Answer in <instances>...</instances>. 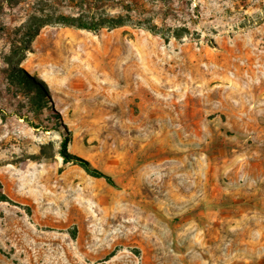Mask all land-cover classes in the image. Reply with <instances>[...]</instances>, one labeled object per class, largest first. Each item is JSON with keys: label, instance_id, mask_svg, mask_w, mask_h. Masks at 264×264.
I'll list each match as a JSON object with an SVG mask.
<instances>
[{"label": "rangeland", "instance_id": "obj_1", "mask_svg": "<svg viewBox=\"0 0 264 264\" xmlns=\"http://www.w3.org/2000/svg\"><path fill=\"white\" fill-rule=\"evenodd\" d=\"M39 7L132 17L42 27L41 107ZM0 183V264H264V0H0Z\"/></svg>", "mask_w": 264, "mask_h": 264}, {"label": "trees", "instance_id": "obj_2", "mask_svg": "<svg viewBox=\"0 0 264 264\" xmlns=\"http://www.w3.org/2000/svg\"><path fill=\"white\" fill-rule=\"evenodd\" d=\"M17 0H8V4L16 3ZM132 22V17L130 15L124 14H111L107 12H91L89 13H77L70 14L61 11L60 9L50 8H35L26 20V22L20 26V31L22 32V37L19 41H13L11 46V53L7 57V61L11 66V74L16 79L18 84L28 87L31 89H36L37 93V105L39 107L43 106L44 102V87L41 84H36L34 79L30 77L22 68L18 67L21 62L25 59L26 52L30 50V41L35 37L39 30L50 24H58L68 27H75L79 29H85L88 31H98L104 27H120ZM140 25H144L153 33H159V27L147 20L146 22H141ZM187 29H177L174 31V37L181 38ZM68 138H65L62 142V149L60 154L65 162L78 161L95 177H104L106 180L113 184V180L110 176L104 174L103 172L93 168L89 162L82 160L76 156H73L67 151ZM8 198L2 192V185L0 183V202L7 201Z\"/></svg>", "mask_w": 264, "mask_h": 264}]
</instances>
